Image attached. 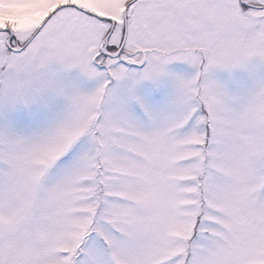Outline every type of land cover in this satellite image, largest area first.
<instances>
[{
  "label": "snow or ice",
  "instance_id": "1",
  "mask_svg": "<svg viewBox=\"0 0 264 264\" xmlns=\"http://www.w3.org/2000/svg\"><path fill=\"white\" fill-rule=\"evenodd\" d=\"M0 264H264V0H0Z\"/></svg>",
  "mask_w": 264,
  "mask_h": 264
}]
</instances>
